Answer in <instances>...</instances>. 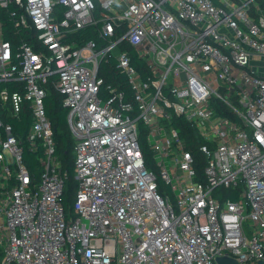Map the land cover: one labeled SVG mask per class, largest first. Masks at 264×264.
I'll list each match as a JSON object with an SVG mask.
<instances>
[{"label":"built area","instance_id":"2783aa9c","mask_svg":"<svg viewBox=\"0 0 264 264\" xmlns=\"http://www.w3.org/2000/svg\"><path fill=\"white\" fill-rule=\"evenodd\" d=\"M218 2L0 0L33 38L14 47L0 14V264H264V6ZM49 87L69 109L73 213Z\"/></svg>","mask_w":264,"mask_h":264},{"label":"trees","instance_id":"16d2710c","mask_svg":"<svg viewBox=\"0 0 264 264\" xmlns=\"http://www.w3.org/2000/svg\"><path fill=\"white\" fill-rule=\"evenodd\" d=\"M218 4V0H215ZM241 1V0H236ZM262 5L264 6V0H260ZM13 4H9L8 7L0 8V14L2 19L4 20L5 24V38L10 40L14 47L18 45L19 42H21L23 39L28 40L29 42H33V38L31 37V32L26 31L25 29H16L14 27V22L10 16L11 11L14 9ZM85 34H91L90 31H87ZM92 36V35H91ZM135 63V61H134ZM115 60L112 59L110 64L103 63L100 67V75L104 76L106 79V83H109L112 81L113 75L115 73ZM128 88V87H127ZM46 104V111L47 115L51 120L53 129H54V135L55 140L57 144V153L61 159L63 171L66 173L65 178V191L63 196V202L66 206L68 212H72L73 207V201L74 196L77 191V183L75 180V174H74V139L72 137V134L70 132V129L68 127L67 123V115L69 112V109L63 105V98L62 95H60L58 92H56L53 88H48V94L45 99ZM22 120L19 121L15 118H9L8 120L11 121L15 125V132L17 134L21 133L22 131H26L29 126L28 122V115L26 113L21 114ZM178 122L175 123L176 126L182 128L183 133H189V136L187 138V145L188 148L192 150L195 157L198 161V169L201 171L202 165L206 163V159L199 151V145L202 144V140L200 137L196 136V131L191 126L187 125L184 121L177 120ZM25 123V127L21 125V123ZM140 145L144 154V158L146 161V165L149 169H152L154 172L156 171V165L154 162V153L152 149L150 148V145L146 141V134H147V128L140 124ZM25 161L27 165L30 167V169L36 173V176L38 177L40 175V167H36V164L38 163L36 160H34V154L31 153L28 149H26L25 152ZM158 181V191L162 195L170 194L172 196L173 193L170 191V187L166 185V183L160 178L157 177ZM240 192V188H237L236 190H229V195L232 199H238ZM3 258V251L2 248H0V263Z\"/></svg>","mask_w":264,"mask_h":264},{"label":"water","instance_id":"95a60500","mask_svg":"<svg viewBox=\"0 0 264 264\" xmlns=\"http://www.w3.org/2000/svg\"><path fill=\"white\" fill-rule=\"evenodd\" d=\"M217 261L219 264H239L235 259L229 257H219ZM259 264H262V262H259Z\"/></svg>","mask_w":264,"mask_h":264}]
</instances>
